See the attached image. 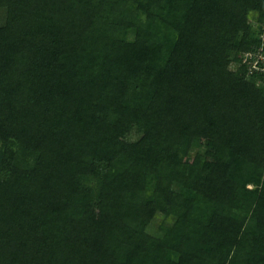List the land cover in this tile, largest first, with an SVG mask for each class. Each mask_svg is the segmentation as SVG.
I'll use <instances>...</instances> for the list:
<instances>
[{
    "label": "trees",
    "instance_id": "trees-1",
    "mask_svg": "<svg viewBox=\"0 0 264 264\" xmlns=\"http://www.w3.org/2000/svg\"><path fill=\"white\" fill-rule=\"evenodd\" d=\"M0 11V264H264V0Z\"/></svg>",
    "mask_w": 264,
    "mask_h": 264
},
{
    "label": "built area",
    "instance_id": "built-area-1",
    "mask_svg": "<svg viewBox=\"0 0 264 264\" xmlns=\"http://www.w3.org/2000/svg\"><path fill=\"white\" fill-rule=\"evenodd\" d=\"M256 25L259 41L242 53V63L247 67V75L254 77L257 86L264 89V21Z\"/></svg>",
    "mask_w": 264,
    "mask_h": 264
},
{
    "label": "rangeland",
    "instance_id": "rangeland-1",
    "mask_svg": "<svg viewBox=\"0 0 264 264\" xmlns=\"http://www.w3.org/2000/svg\"><path fill=\"white\" fill-rule=\"evenodd\" d=\"M3 19H4V13H3L2 11H0V23L3 21ZM255 23L257 24L258 22H255ZM256 24H255L254 27L257 28V25H256ZM155 223H158V222H155ZM156 225H157V224H153V228H155Z\"/></svg>",
    "mask_w": 264,
    "mask_h": 264
}]
</instances>
